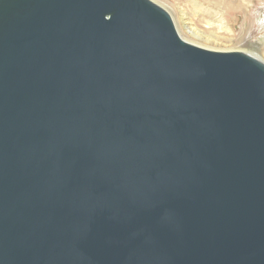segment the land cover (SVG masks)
I'll use <instances>...</instances> for the list:
<instances>
[{
	"label": "water",
	"instance_id": "water-1",
	"mask_svg": "<svg viewBox=\"0 0 264 264\" xmlns=\"http://www.w3.org/2000/svg\"><path fill=\"white\" fill-rule=\"evenodd\" d=\"M0 264H264V63L151 0H0Z\"/></svg>",
	"mask_w": 264,
	"mask_h": 264
},
{
	"label": "rangeland",
	"instance_id": "rangeland-1",
	"mask_svg": "<svg viewBox=\"0 0 264 264\" xmlns=\"http://www.w3.org/2000/svg\"><path fill=\"white\" fill-rule=\"evenodd\" d=\"M151 1L170 14L184 41L211 51L243 52L264 62V0H255L247 12L243 0Z\"/></svg>",
	"mask_w": 264,
	"mask_h": 264
},
{
	"label": "bare ground",
	"instance_id": "bare-ground-1",
	"mask_svg": "<svg viewBox=\"0 0 264 264\" xmlns=\"http://www.w3.org/2000/svg\"><path fill=\"white\" fill-rule=\"evenodd\" d=\"M254 2H255V0H243L242 1V6H244L243 8H244V11H249L251 8H254L255 7V4H254ZM240 5V4H239ZM174 22V21H173ZM175 24V23H174ZM220 28V27H219ZM221 28L223 29L224 27H222L221 26ZM221 29V30H222ZM230 32H231V30H230ZM193 35H195V37H198V38H203L202 37V35L203 34H199V33H197V32H193L192 33ZM252 56V55H251ZM254 57V56H253ZM256 58V57H255ZM258 60H260L259 58H257ZM261 61V60H260ZM261 62H263V61H261ZM264 63V62H263Z\"/></svg>",
	"mask_w": 264,
	"mask_h": 264
}]
</instances>
